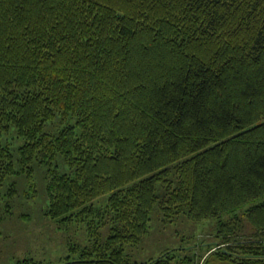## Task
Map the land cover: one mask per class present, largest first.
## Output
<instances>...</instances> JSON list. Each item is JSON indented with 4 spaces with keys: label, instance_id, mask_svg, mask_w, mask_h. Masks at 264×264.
Masks as SVG:
<instances>
[{
    "label": "trees",
    "instance_id": "1",
    "mask_svg": "<svg viewBox=\"0 0 264 264\" xmlns=\"http://www.w3.org/2000/svg\"><path fill=\"white\" fill-rule=\"evenodd\" d=\"M10 129L15 151L1 143ZM35 165L47 166L45 213L92 227L48 264H170L124 250L156 206L200 221L249 204L250 234L232 240L241 216L219 221L210 253L264 264V0H0V200Z\"/></svg>",
    "mask_w": 264,
    "mask_h": 264
},
{
    "label": "rangeland",
    "instance_id": "2",
    "mask_svg": "<svg viewBox=\"0 0 264 264\" xmlns=\"http://www.w3.org/2000/svg\"><path fill=\"white\" fill-rule=\"evenodd\" d=\"M63 124L57 117L48 122L47 129L56 133ZM21 142L13 129L1 138V143L11 146L14 151ZM56 162L60 171L66 170L67 166L59 158ZM46 170V165H35L31 177L21 172L8 176L3 182V192L11 185L16 191L14 196H5L0 200V264H14L17 259L24 257H32L42 264L57 263L70 255L71 245L88 243L92 229L88 227V218L64 222L54 220L45 213L49 202L45 191ZM106 199L100 197L95 200V209L102 212ZM249 206L200 221L190 220L185 212L165 216L156 206L151 212L147 233L139 243L126 245L125 253L131 261L138 263H147L165 255L173 256L169 259L170 264H183L180 262L182 259H187L190 264H233L219 261L210 253L224 245L221 237L217 236V226L219 221L231 219L235 215L241 216L244 228L232 240L244 239L252 230L242 216ZM90 219L92 225L99 228L101 234H105L102 218L98 215ZM232 256L235 257V253Z\"/></svg>",
    "mask_w": 264,
    "mask_h": 264
}]
</instances>
